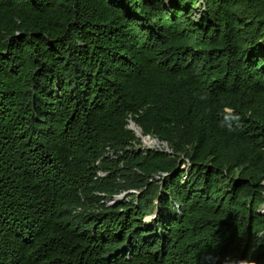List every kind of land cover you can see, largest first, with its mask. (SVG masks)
<instances>
[{"label":"trees","instance_id":"trees-1","mask_svg":"<svg viewBox=\"0 0 264 264\" xmlns=\"http://www.w3.org/2000/svg\"><path fill=\"white\" fill-rule=\"evenodd\" d=\"M263 207L264 0H0V264H264Z\"/></svg>","mask_w":264,"mask_h":264},{"label":"clouds","instance_id":"clouds-1","mask_svg":"<svg viewBox=\"0 0 264 264\" xmlns=\"http://www.w3.org/2000/svg\"><path fill=\"white\" fill-rule=\"evenodd\" d=\"M132 123H136V122H134L133 120H130V122H129V124H128V128H130L129 125L132 124ZM136 124H137V123H136ZM137 125H138V124H137ZM138 126H139V125H138ZM139 127H141V126H139ZM141 128H142V127H141ZM130 129H131V128H130ZM132 130H133V129H132ZM134 132H135V131H134ZM143 132H144V131H143ZM144 134H145V133H144ZM145 135H150V134H145ZM138 137H139V136H138ZM140 138H141V137H140ZM153 138H156V137H152V136L150 135V138H149V139H152V140H153ZM156 139H158V138H156ZM141 140H142V138H141ZM158 141H159V140H158ZM142 142H143V141H142ZM143 143H146V140H145V142H143ZM157 145H158V148H161L160 141L157 142ZM148 147H151V146H148ZM163 147H165L164 150H166L167 152H170V150L168 149V147L166 146L165 143L163 144ZM186 177H187V176H186ZM132 191H134V190L125 191V192H122V193H120V194L115 195L114 199L109 200L108 203H107V205H113V204H115V203H117V202H119V201H122V200L126 197V195H127L129 192H132ZM123 193H126L125 196H124L122 199H120V200H116V198H117L119 195L123 194ZM157 213H158V209L154 212V214L147 216V217H150V220H147V219H146L147 217L145 218V220H147V221H151L153 218H156Z\"/></svg>","mask_w":264,"mask_h":264},{"label":"water","instance_id":"water-1","mask_svg":"<svg viewBox=\"0 0 264 264\" xmlns=\"http://www.w3.org/2000/svg\"><path fill=\"white\" fill-rule=\"evenodd\" d=\"M129 127L135 131L137 136L142 138L143 142H145L146 139L150 138V135H145L144 132H143V129L141 127H139L136 123L130 124ZM153 140H156V142H159L158 139H156V138H153ZM125 194L126 193H123V194L119 195L116 198V200L122 199L125 196Z\"/></svg>","mask_w":264,"mask_h":264},{"label":"rangeland","instance_id":"rangeland-1","mask_svg":"<svg viewBox=\"0 0 264 264\" xmlns=\"http://www.w3.org/2000/svg\"><path fill=\"white\" fill-rule=\"evenodd\" d=\"M196 8H198V10H196L195 15H198L199 12H200V10L202 9V7H201V5H198V7H196ZM137 148H141V149H146V148H158V146H157V144H155V145H152L151 147H148V146L146 145V143H143V142H142L141 145H137ZM260 211H261V212H264V207L261 208ZM147 220H149V218H147Z\"/></svg>","mask_w":264,"mask_h":264},{"label":"bare ground","instance_id":"bare-ground-1","mask_svg":"<svg viewBox=\"0 0 264 264\" xmlns=\"http://www.w3.org/2000/svg\"><path fill=\"white\" fill-rule=\"evenodd\" d=\"M155 144H157L156 140L146 139V145H147V146H152V145H155ZM157 146H158V145H157ZM147 218H149V220H150V217H147ZM147 218H146V219H147Z\"/></svg>","mask_w":264,"mask_h":264}]
</instances>
